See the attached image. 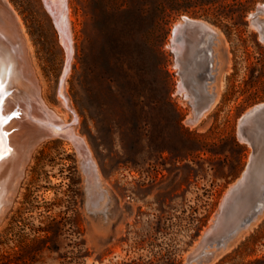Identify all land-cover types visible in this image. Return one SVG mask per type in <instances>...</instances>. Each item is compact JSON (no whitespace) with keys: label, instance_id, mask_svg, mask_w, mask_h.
Here are the masks:
<instances>
[{"label":"rangeland","instance_id":"rangeland-1","mask_svg":"<svg viewBox=\"0 0 264 264\" xmlns=\"http://www.w3.org/2000/svg\"><path fill=\"white\" fill-rule=\"evenodd\" d=\"M9 1L21 15L40 95L68 122L57 94L66 53L52 18L43 0ZM262 3L193 4L158 26L150 1L66 0L72 54L64 94L113 206L88 211L73 146L43 139L0 220V264L182 263L248 160L236 132L240 117L264 101V40L251 23ZM182 15L217 32L207 86L215 99L194 125L184 121L191 107L176 91L168 45ZM257 16L264 20V9ZM210 264H264V212Z\"/></svg>","mask_w":264,"mask_h":264},{"label":"water","instance_id":"water-1","mask_svg":"<svg viewBox=\"0 0 264 264\" xmlns=\"http://www.w3.org/2000/svg\"><path fill=\"white\" fill-rule=\"evenodd\" d=\"M216 39L217 32L206 21L182 15L172 24L168 45L179 75L176 91L191 107L185 118L188 124L198 121L215 99V92L207 86L214 76L212 45ZM201 55H206V60L200 66L195 61ZM195 75L199 76L196 86L200 85V89L195 88L194 80L189 81ZM60 82L61 79L58 89ZM61 97L67 104H62L60 98L61 106L72 114L65 123L54 116L61 114L42 100L25 30L9 1L0 0V215L12 201L33 147L55 129L73 146L78 157L84 174L87 210L105 209L107 192L101 187L89 148L77 135L65 131L73 126L76 115L66 97ZM236 136L250 147L248 160L180 264L211 263L220 250L264 212V101L240 117Z\"/></svg>","mask_w":264,"mask_h":264},{"label":"bare ground","instance_id":"bare-ground-1","mask_svg":"<svg viewBox=\"0 0 264 264\" xmlns=\"http://www.w3.org/2000/svg\"><path fill=\"white\" fill-rule=\"evenodd\" d=\"M9 1V0H8ZM9 5L11 6V7H13V4L9 1ZM44 6H45V8H46V10H47V12L49 13V15H50V17L52 18V21H53V23H54V25H55V27H56V29H57V31H58V36H59V42L61 43V45L63 46V48H64V50H65V53H66V61H65V64H64V68H63V71H62V75H61V77H59L60 79H61V82H60V85H59V89H57L58 90V95L60 96V98H61V102H62V104H64V105H67L66 103H65V100H64V98L63 97H61V96H65V94H64V76L66 75V73H67V71H68V69H69V61H70V58H71V54H72V41H71V39H72V37H71V31H70V27H69V18H68V15H67V6H66V0H46V3H44ZM13 9H14V7H13ZM264 9V8H263ZM16 12V14H17V17H18V20L19 21H21L22 22V19H21V15L17 12V10L15 11ZM255 19H257V18H255ZM254 21V20H253ZM256 22H257V20H256ZM259 22H261V21H259ZM255 26V25H254ZM22 27H23V25H22ZM210 27H211V24H210ZM256 28L258 27V26H255ZM259 28V27H258ZM23 29H24V27H23ZM262 31H264V29H262ZM26 32V31H25ZM261 33V32H260ZM264 34V33H263ZM262 39H264V37H262ZM215 54V53H214ZM205 60H206V55H201V57H200V60H198V61H195V63L198 65H204L205 64ZM37 73V72H36ZM199 76H200V73H199ZM199 76H190L189 77V81H190V83H192V81L194 80V84H195V88L196 89H200V88H198V87H200V85L197 87L196 85L197 84H199L198 83V79H199ZM200 80V79H199ZM182 93V92H181ZM182 95V94H181ZM42 98V97H41ZM59 98V97H58ZM67 98V97H66ZM42 100L45 102L46 100H44V98H42ZM213 102H214V100H213ZM213 102L210 104V106L206 109V110H204L203 111V113L201 114V116L199 117V120L198 121H196V122H193V123H191V124H189V125H194V124H197L200 120H202L209 112H210V110L212 109V107H213ZM72 110V109H71ZM190 113V112H189ZM54 116H56V117H58L60 120H61V122L62 123H65L67 120L64 118V115H54ZM185 121V120H184ZM69 122V121H68ZM185 123L187 124V122L185 121ZM65 131H67L68 133H72V134H74V135H77L78 137L77 138H79V139H81L82 141H84L83 139V137L82 136H80V135H78L76 132H75V130H74V128H73V126L72 127H70V128H68L67 130H65ZM52 132L53 133H50V134H47V135H45V136H43L42 138H40V140H39V142L40 141H42L43 139H45V138H47V137H61V138H63L62 137V134H61V132L59 131V130H52ZM62 133H63V131H62ZM38 142V143H39ZM37 143V144H38ZM36 144V145H37ZM35 145V146H36ZM67 145V144H66ZM35 146L33 147V150H34V148H35ZM70 145H67V147H69ZM32 150V151H33ZM32 153V152H31ZM30 153V154H31ZM30 157V156H29ZM29 159V158H28ZM25 166V165H24ZM24 170H25V167H24ZM24 170H23V172H24ZM11 195H12V193H11ZM11 200V199H10ZM9 200V201H10ZM6 207V206H5ZM5 209V208H4ZM2 215H3V213H2ZM2 215H0V219L2 218ZM212 217V216H211ZM260 217V216H259ZM211 220V219H210ZM210 220H209V223H210ZM252 224V223H251ZM250 226V225H249ZM244 231V230H243ZM242 231V232H243ZM241 232V233H242ZM240 233V234H241ZM231 243V242H230ZM230 243H229V245H230ZM228 245V246H229ZM227 246V247H228ZM222 251L223 250H220L216 255H215V257L213 258V260H212V262L213 261H215L217 258H218V256L220 255V253H222ZM211 262V263H212ZM210 264V263H209Z\"/></svg>","mask_w":264,"mask_h":264},{"label":"trees","instance_id":"trees-1","mask_svg":"<svg viewBox=\"0 0 264 264\" xmlns=\"http://www.w3.org/2000/svg\"><path fill=\"white\" fill-rule=\"evenodd\" d=\"M146 2L150 1L153 3L152 23L158 26H164L170 20L174 14L181 12H189L190 6L193 4H205V3H216L221 5L237 4L239 0H144Z\"/></svg>","mask_w":264,"mask_h":264},{"label":"flooded vegetation","instance_id":"flooded-vegetation-1","mask_svg":"<svg viewBox=\"0 0 264 264\" xmlns=\"http://www.w3.org/2000/svg\"><path fill=\"white\" fill-rule=\"evenodd\" d=\"M260 6V7H259ZM263 8H264V4L262 3L261 5H258L257 7H256V12L255 13H251V23L252 24H254L255 26H258L256 29H257V31H258V33L260 34V37L262 38V37H264V31H262V29H264V20L263 19H261V18H259L258 16H257V14H258V12L260 11V10H263ZM255 18H257V19H255ZM254 20V21H253ZM256 20H257V22H256ZM259 21H261V22H259ZM261 32V33H260ZM264 40V39H263ZM139 187L141 188V184H139ZM134 194V193H133ZM111 195V194H110ZM110 195H109V198H108V200H107V210L109 209L110 210V208L113 206V202H111L110 201ZM108 206H109V208H108ZM108 210V211H109ZM94 214H90V216H93ZM141 217V214L140 213H138L135 217H134V220H135V218H140ZM10 220H12L13 222H15V220L14 219H12V218H10ZM19 223H20V221H18ZM40 224L42 225V226H45L46 227V229H43L42 230V232H46V234H48V226H49V223H47V222H40ZM114 224V223H113ZM113 224H112V227H113ZM127 226L128 227H130V225L129 224H127ZM78 227H79V225H78ZM35 230L33 229V232H34ZM130 233V231H126V232H124V233H122V235H126V234H129ZM131 233H134V232H131ZM79 234H80V231H79ZM32 235H34V234H32ZM80 236H84L82 233L80 234ZM4 237V235H3V232L0 230V240L2 239ZM45 238H47L46 236H44ZM90 237L92 238V235H90ZM21 238V236L17 233V234H13V238H12V240L13 241H19V239ZM46 243H47V241H46Z\"/></svg>","mask_w":264,"mask_h":264}]
</instances>
